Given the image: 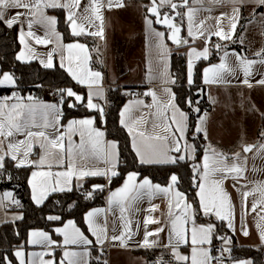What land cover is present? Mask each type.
I'll return each mask as SVG.
<instances>
[{"label":"snow or ice","instance_id":"snow-or-ice-1","mask_svg":"<svg viewBox=\"0 0 264 264\" xmlns=\"http://www.w3.org/2000/svg\"><path fill=\"white\" fill-rule=\"evenodd\" d=\"M82 0H0V24L8 29L14 26H21L18 30V40L23 45V49L16 56L21 63H31L33 59H38L45 69L54 68L53 56L59 50L61 52L60 67H65V57L63 50L66 48L69 53L66 70L71 77L88 89L87 97L78 94L71 88L58 89L60 101L57 104L44 103L37 97L21 96L18 92L11 97H0V175L7 172L6 161L14 162L16 168L36 167L38 169L47 167L48 171H34L32 173L33 199L39 205L49 193L71 192L73 191V179L76 187L83 188L86 178L100 177L111 182L113 177L119 175L117 171L120 164L119 145L115 141H105V132L95 127V118L73 119L66 125H61L63 118V104L69 98H74L68 102V107L77 108L83 106L88 110L97 112L103 117L104 108L96 101L105 100V90L103 87L104 76L100 71H94L88 67L90 59L87 46L81 43L63 45V37L56 30L57 19L47 14L48 9H64L66 11V22L71 29L73 36L90 35L106 40V19L104 9L111 11L113 8L121 9L126 7L125 0H89V3L81 8ZM253 4L256 7L264 8V0H150L147 11L155 20L145 17L148 28L155 38V49L157 62L164 64L162 75L166 78L165 83L175 84L167 71L168 57L171 54L166 40L165 32L157 31L152 27L153 23L162 24L168 29V37L177 48L184 47L188 40L181 36L182 26L187 21V36L195 42L203 37L205 42L211 41L212 36L218 37L220 41L238 42L241 45L245 42L247 26H242L244 32L233 41L237 27L241 19V7ZM231 5L229 12H221L219 16H213L214 6ZM170 12H164L163 9ZM23 11H20V10ZM184 9V11H180ZM12 10H16L12 12ZM207 12L208 15L200 18V13ZM253 18L248 20V25L257 23L261 29L260 34L264 36V12L257 14L253 11ZM177 17H180L177 22ZM208 20L215 23L207 25ZM27 26L25 31L23 25ZM39 25L44 31L43 38L33 31L34 26ZM95 28V30H91ZM32 39L37 44L47 45L55 43L56 48L45 57H40L29 43ZM219 51L222 48L220 43L214 45ZM223 47H226L224 45ZM73 49L79 50L73 64ZM208 47L198 50L191 48L188 55V83H193V69L195 62L199 59H208ZM259 59H249L240 53L233 52L229 59V52L225 51L221 57V62L207 68L204 72L203 82L211 84H230L232 79H239L238 73H242L244 79L242 83L249 88L253 87L249 77L256 75L260 79L256 84L264 85V48L255 53ZM259 65V67H257ZM152 68L149 67L148 79ZM17 78L14 73H0V87H17ZM40 87V85H37ZM168 99L162 101L155 91H148L145 95L151 96L152 103L144 104L142 100L133 102L141 108H155L151 128L145 127L147 121L144 115L135 118L131 115L132 105L126 106L121 112V125L125 127L132 137V149L141 165H178L180 162L190 158L196 160L198 147L188 140V114L181 111L176 104V96L171 88L163 89ZM215 103V101L213 100ZM198 104V101L196 102ZM189 107H193V101L188 100ZM193 111L201 114L199 107H194ZM169 112L171 113L169 115ZM199 123L194 128V133L202 134L203 139H208L209 114L203 112L198 116ZM63 129V130H62ZM79 136V142L73 139ZM264 137V131L260 133ZM24 136L25 139H17ZM39 145L42 155L38 160L30 159L34 145ZM256 149V157L264 160V143L257 145L242 144L241 151H234L231 154L219 151L216 147L208 144L202 156V162L193 163V187L198 188L199 204L193 207L188 202L186 194L178 190L180 177L176 174L170 176V183L166 187L153 182L145 177L139 179V174L132 172L128 174L127 181L120 189L113 191L109 196V205L119 208L117 219L122 221V230L117 231L113 225V234L110 236L107 220L98 222L100 209L91 211L86 215V223L91 236L90 239L74 222L69 221L65 227L56 228L54 231L61 236L62 241L53 240L51 235L44 231H33L30 243L40 245L44 251L33 252L31 259L26 258V253L21 245L14 249V252L0 253V264H14L12 256L17 264H91L89 259L91 251L95 246H99L101 254L104 252V245L128 247V242L139 231L137 223L136 230L131 227L132 220L127 215L137 209L138 202L144 196L149 198L155 195H163L169 201V211L167 226L169 227L168 242L161 244L159 234L165 231V227H159L148 231L145 228L143 239L137 241L139 247L151 249L156 247H166L171 250V254L178 264H224L223 253L231 254V247H223L221 256L214 257L211 252L213 237L221 239L224 244L231 245V236H219L216 232L215 223L197 224L196 217L203 213L208 217H215L221 222H226L233 235L236 233L235 208L232 204L229 193L224 188V181L231 178L236 183L233 184L241 192L243 200V211L245 216L250 213H257L259 220L256 224L259 231L261 243L264 244V180H249L247 184L238 187L239 182L245 179L248 171V156ZM243 153V154H242ZM101 164L103 166H101ZM53 166L60 171L53 172ZM254 172L264 171V168L252 166ZM10 178V177H9ZM139 181V182H138ZM252 184L254 187L248 188ZM105 185H93V191H104ZM245 189V190H241ZM93 191H85L86 198L93 196ZM259 193V199L248 208L247 199L250 195ZM5 196L13 199L19 206V201L12 198L11 193ZM0 205H3V198H0ZM157 207V206H153ZM23 219L22 216L16 217ZM47 219L58 221L59 216H49ZM158 219L149 216L145 220V225L159 224ZM242 235L247 237L249 231L246 223L240 227ZM156 237L155 239H150ZM118 242V245H117ZM181 245L191 246V255H182L179 251ZM75 246V247H73ZM61 248L62 259L57 262L55 259V249ZM45 256L51 257L44 259ZM95 259L99 260V257ZM107 264V261H104ZM157 264L164 262L157 261ZM236 264H253L252 260H240Z\"/></svg>","mask_w":264,"mask_h":264},{"label":"crops","instance_id":"crops-1","mask_svg":"<svg viewBox=\"0 0 264 264\" xmlns=\"http://www.w3.org/2000/svg\"><path fill=\"white\" fill-rule=\"evenodd\" d=\"M144 3V6L146 5V2L144 0H140ZM89 3V0H82L81 8H83L85 5ZM150 6V1L147 2ZM126 7L121 9L113 8L111 11H109L107 8L104 9V15L106 19V40H101L99 37H94L90 35H81V36H74L75 40L73 41H66L64 38L63 33L59 29V16L57 13V9H48L47 14L49 16H54L57 19V25L56 30L62 35L63 39L61 43L63 45H69V44H75V43H81L87 46L88 49V55L90 57L88 61V67L91 68L94 71H100L103 76V87L105 90V100L97 99L94 102L99 103L104 108V115L103 119H106L107 114V105H108V90L111 87H121L125 88L124 92L128 95V99L126 100L125 104L123 105L121 112L126 106L132 105V112L131 115L135 118H139L141 115H144L145 120L147 121V124L145 125L146 128L150 129L152 121L154 117L150 115V113L155 112V108L148 109V108H141L134 104L133 102L137 100H142L144 104H147L144 99L141 98H135L133 97L134 92L136 91H142L144 93H147L148 91L152 90L155 91L157 96L162 100L166 101L168 99V96L166 93H164L163 89L166 87L171 88L172 92L176 96V104L178 105L179 109L185 113L188 114V140L190 143H195L193 140L194 135H201L202 134H196L193 133L192 137L190 134V114L188 111H186L181 105L179 104L178 98H177V78L176 74L173 71L172 68V55L174 51L182 52L185 54L187 58V80H188V55L187 53L190 52L191 48H196L198 50H202L205 47H208L209 49V57L208 59H199L195 62V67L193 69V83L188 85H195L200 89L201 97L197 101L193 102V107H188L193 111L194 107H199L201 109V114L203 112H207L209 114V120H208V139H204V152L207 148L208 144H211L212 146L216 147L219 151L226 152L231 154L234 151H241V145L242 144H251V145H257L259 143H264V137H261L260 133L261 131H264V85H258L256 84V80L260 79L259 75L249 77V79L253 83V87L249 88L247 85H244L242 83V80L244 79L242 73H238L239 79H231L230 84H211L206 85L203 82V76L204 72L207 68L217 65L221 62V57L223 56L224 52H229L230 61L233 60V57L231 56V53L236 52L240 53L243 56L248 57L249 59H259L255 55L257 51H260L262 48H264V36L260 34L261 29L257 23H253L251 25H248V20L253 18V11L257 14L264 12V8L256 7L253 4H248L245 7H241V19L240 24L237 27L236 35L233 37V41H236L237 38L241 35L242 32H244V28L240 35L237 36L238 29L241 26L242 20H244V26H247V32L245 34V42L243 45L236 42V44L240 45L242 51L238 49H223L220 52V57L216 62H210L206 63L203 67L202 74L200 77V80L197 81L196 79V70L197 66L204 61H207L211 58L213 54V50L215 49L214 45L216 43H223L228 42L232 43V41H220L218 37L212 36L211 41L206 43L205 39L201 37L200 39H197L195 42L192 41L191 37L187 36V21L185 19L183 24V36L188 40V44L184 47L177 48L174 45L170 43V41L167 39L168 37V30L165 28H161L157 26L156 23H153L152 27L155 28L157 31H163L165 32V40L166 43L171 49V54L168 57V67L167 71L172 79L176 81L175 84H167L165 83V77L162 75L164 72V64L157 62V53L155 49V38L153 36V33L148 28V25L145 22V17L149 16V18L155 20V18L151 17L148 14L147 7L145 6L142 8L141 6L139 9H134L133 2H130V0H125ZM139 5V3L137 4ZM64 10V9H63ZM231 10V5L228 6H214V11L212 13L213 16H219L221 12H229ZM16 10H12V12H15ZM20 11H23L22 9ZM180 11H184V9H180ZM164 12H170L169 9L165 8L162 10V13ZM66 11L64 10V16L66 21ZM207 12L200 13V18H203L204 16H207ZM179 21V20H178ZM67 23V22H66ZM214 20H208L207 25L214 24ZM68 25V23H67ZM18 26V30L21 26ZM25 31H27L26 24L23 25ZM70 29V28H69ZM91 30H95V28H92ZM33 31H35L36 35L41 36L43 38L44 36V29L40 27L39 25H35ZM71 31V29H70ZM90 38L91 41H87L86 39ZM29 43L34 48L35 52L39 54L40 57H45L49 52H51L54 48H56L55 43H49L47 45L43 44H37L34 40L31 38L29 39ZM20 49L17 52V55L19 52H21L23 49V45L20 43ZM69 53L67 52L66 48L63 50V56L65 57L64 63L66 70L67 64H68V57ZM80 55L79 50L73 49L72 56H73V64H75L76 60L75 58ZM38 62V59H33L31 62ZM90 61L95 62V66H90ZM61 62V52L58 50L54 56H53V63L54 65H60ZM40 64V63H39ZM151 66L152 72L151 75L154 77L151 81L148 79L149 76V67ZM259 67V65H257ZM67 71V70H66ZM68 72V71H67ZM0 73H3L1 71V65H0ZM75 81V80H74ZM76 82V81H75ZM77 83V82H76ZM78 84V83H77ZM79 87L85 88L86 96L83 92H80L79 89L75 90L78 94H81L85 98L88 94V89L81 84H78ZM18 87V84H17ZM15 87L14 89H17ZM0 88H13V87H0ZM17 93V92H15ZM21 96H33L32 93H28L26 95H22L20 92H18ZM13 95V94H12ZM11 95V96H12ZM10 96V97H11ZM44 103L48 104H57L54 103L53 95L51 92H49L47 89L44 91L43 97H37ZM151 98V96H150ZM202 100H204L205 105L202 107ZM215 101V103L213 102ZM152 103V98H151ZM211 106L212 109L207 111L206 107ZM92 111V110H90ZM194 112V111H193ZM171 113L169 112V115ZM196 115V124L195 127L198 125L199 120L198 116L201 114ZM94 117L95 118V127L105 132V141H115L118 143L117 140L109 138L106 129L101 128L97 125V120L95 116H85V117H75L67 120L66 122L63 121V118L61 120V125H66L69 121L76 119H84ZM120 118L122 119L121 115ZM126 129V128H125ZM63 130V129H62ZM127 130V129H126ZM128 132V130H127ZM129 133V132H128ZM130 135V134H129ZM131 137V135H130ZM203 137V136H202ZM17 139H25L24 136H18ZM76 142H79V136L73 137ZM131 143H132V137H131ZM119 145V143H118ZM120 152V150H119ZM203 152V154H204ZM202 154V156H203ZM243 154V153H242ZM42 155V150L39 148V145H34L33 152L30 156V159L32 160H38L39 157ZM248 156V171L245 173V179H242L239 182L238 187L241 185L247 184L249 180H255V181H261L264 180V171L254 172L252 170L253 164L256 165L257 168H264V160H261L260 158L256 157V149H253L252 153L243 154ZM202 156L200 160L198 161L197 158L195 161H193L190 158H186V160H189L192 164L193 163H200L202 162ZM197 157V152H196ZM101 166H103L101 164ZM63 169H60L58 167L53 166L51 171L56 172ZM34 171H48L47 167L44 168H36V167H30V172L28 176V182L31 189V196L33 199L34 192L32 187V173ZM117 171L119 172V166ZM135 172L131 171L126 174L123 181L116 187L110 188V183L108 180H106L105 188H107V197L106 201L107 204L104 207H93L88 209L85 212L84 220L86 223V215L87 213L100 209L102 210L100 215L97 217L98 222H103L105 219L107 220V227L109 231V235L111 236L113 234V225L115 223L117 231L122 230V221H119L117 217L119 216V208L115 205L110 206L109 205V196L110 193L113 191H116L123 187V185L127 181L128 174ZM138 173V172H136ZM139 174V173H138ZM149 178L153 184H159L162 187L168 186L170 183V180L166 184H162L159 182L153 181L149 176H141L139 174V179L142 180L143 178ZM90 178V177H89ZM114 178V177H113ZM112 178V179H113ZM88 178L85 179V181ZM111 179V181H112ZM83 182V184L85 183ZM139 182V181H138ZM236 183L231 178L226 179L224 181V188L229 193L231 197L232 204L235 208V223H236V233L233 235L232 231L230 230L231 234L235 237V241L232 242L231 245L224 244V241H220L216 243L215 236L213 237L212 245L210 246L212 249V252L218 247V246H224V247H249V248H255V249H264V244L261 243L259 231L257 229V222L259 220V216L257 213L260 212V208H257V212L250 213L247 216H245V213L243 211V200L241 197V192L237 190V188L233 187V184ZM76 181L73 179V189L76 187ZM254 187V185L249 184L248 188L251 189ZM178 190L182 191L178 185ZM245 190V189H241ZM198 188L196 190L197 197H198ZM6 193H11L12 198L14 200L19 201V206L13 202V199H9L5 196ZM57 193V192H54ZM49 193L47 197L42 201V205L47 198L54 194ZM186 194V193H185ZM188 202L192 203L189 199L188 195L186 194ZM0 198H3V205H0V227L7 223H15L21 219H17L18 216H24L23 211L21 210V202L18 199L16 193L11 190L1 191L0 190ZM259 193H256L255 195H250L247 199V205L250 209L252 206V203L255 200H258ZM199 200V197H198ZM35 202V200L33 199ZM36 203V202H35ZM37 204V203H36ZM193 204V203H192ZM38 205V204H37ZM157 206V207H153ZM193 207L195 208L194 204ZM137 209L134 212H130L127 215L132 220L131 227L133 230H136L137 223L139 224V231L137 234L133 237L132 240L128 242V247H119V246H112L111 244H105L104 245V252L101 254L99 246H95L93 250L91 251V255L89 257L90 261L93 258V251H97V253H100V256L105 255L106 261L108 264H157V261H163L164 264H178L177 261L174 260L171 250L166 247H156L151 249H162L163 253L160 254L158 257H156L153 260H149L146 256L140 254L137 252V250L145 249L142 247H139L137 244V241H140L143 239L145 228H147L148 231L155 230L159 227H165V231L159 234V239L161 244H167L168 242V232L169 227L167 226V220H168V211H169V201L168 199L163 195H155L151 198L148 196H144L142 200L138 202ZM151 216L154 219H158L160 221L159 224H148L145 225V220ZM205 216V215H204ZM208 217V216H205ZM219 221L215 217H210L208 221L202 222L199 221L196 217L197 224H207V223H214V221ZM69 221H72L75 223V225L80 228L81 231L85 233L90 239L95 240L94 237L91 236L90 231L83 230V228L77 223L74 219H68L62 224L56 226V228L65 227ZM221 222V221H219ZM226 224V222H223ZM242 223H246L249 235L245 237L242 235L240 231V227ZM33 231H44L51 235L53 240L56 241H62V237L57 235L54 232H49L45 229H31L27 235L26 241L21 244L25 250L26 258L31 259L30 254L33 252H41L45 249L42 248L40 245H33L30 243V240L32 239L31 233ZM156 237H151L150 239H155ZM20 245V246H21ZM118 245V242H117ZM19 246V247H20ZM75 247V246H73ZM179 251L182 255H191V246L190 245H181L179 248ZM211 252V254H212ZM232 256V254H230ZM63 257V251L61 248L55 249V259L57 262H59ZM51 257L45 256L44 259H50ZM170 260L167 262V260ZM240 260H252L251 258H245V259H239V260H233L231 259L227 264H236V262ZM253 261V260H252ZM214 264V263H212ZM254 264V262H253Z\"/></svg>","mask_w":264,"mask_h":264},{"label":"trees","instance_id":"trees-1","mask_svg":"<svg viewBox=\"0 0 264 264\" xmlns=\"http://www.w3.org/2000/svg\"><path fill=\"white\" fill-rule=\"evenodd\" d=\"M148 2L149 0H144ZM59 16V29L64 35L66 41H73L75 37L71 34L69 26L65 21L64 10H56ZM180 20V17H178ZM244 20L238 29L237 36L243 30ZM87 41L92 39L87 38ZM222 48L217 51L213 50L211 58L207 61L201 62L197 66L196 79L200 80L203 67L206 63L216 62L220 57V52L223 49H238L242 51L240 45L236 42L220 43ZM226 45V47H223ZM20 42L18 40V26L8 29L3 24H0V65L2 72L14 73L17 78V89L14 88H0V97H10L15 92H20L22 95L32 93L35 97H43L44 91L49 88H65L72 87L79 89L86 96L85 88L79 87L71 75L60 65L54 68L45 69L38 62L21 63L16 59L17 52L20 49ZM172 68L176 71L177 78V98L181 107H183L190 114V134L194 133L196 124V115L188 107L187 99L191 92L187 90V58L182 52L174 51L172 55ZM40 85V87H37ZM125 88L111 87L108 90V105L106 119H103L100 114L95 111H90L83 106L73 109L67 104L63 105V121H67L75 117L95 116L97 125L106 129L109 138L117 140L120 150V164L119 175L114 177L110 183V188L118 186L126 174L135 171L141 176H149L153 181L166 184L170 180L172 174L180 177L179 187L184 191L195 207H198L199 200L197 197V187H193V170L192 163L189 160L180 162L178 165H141L138 163V158L132 149L131 137L125 127L121 125V109L128 99V95L124 92ZM194 102V99H192ZM205 105L202 100V107ZM201 142L194 139L198 147L197 160L199 161L204 152V139L201 135ZM7 172L0 175V190L14 191L21 202V210L24 213L23 219L15 223H7L0 227V253H8L11 255L14 249L23 244L29 231L31 229H45L49 232H54V228L68 219H74L85 230L84 215L85 212L93 207H104L107 204V188L104 191L91 190L92 185H104L105 178L90 177L88 178L83 188L75 187L71 192H57L50 195L42 205H37L31 196V189L28 182L30 167L16 168L14 162L6 161ZM10 177V178H9ZM93 191L91 198H86L84 189ZM93 189V188H92ZM49 216H59L58 221H51L47 219ZM210 217H205L202 212L197 216V219L202 222L208 221ZM214 221V219H212ZM217 225L216 232L219 236H231L232 241L235 237L231 234L226 224L219 221H214ZM216 243L222 241L215 237ZM138 253L146 256L149 260H153L163 253L162 249H141ZM99 257V260L95 259ZM251 258L254 264H264V249H255L249 247H235L232 250V259L239 260ZM14 264V256H12ZM106 256H100L97 251H93V258L91 264H104ZM108 264V263H107Z\"/></svg>","mask_w":264,"mask_h":264},{"label":"rangeland","instance_id":"rangeland-1","mask_svg":"<svg viewBox=\"0 0 264 264\" xmlns=\"http://www.w3.org/2000/svg\"><path fill=\"white\" fill-rule=\"evenodd\" d=\"M130 2H133L134 4V9H139V7L141 6L142 8H144L145 6L148 5V3L146 2V5L144 6V3L141 2L140 0H130ZM139 3V5H137ZM138 11V10H137ZM65 88H71L73 89L74 91L77 90L75 88H72V87H65ZM58 89H64V88H49L47 89L49 92H51V94L58 100L60 101V95H59V92H58ZM187 90H189V92H191V95L189 96V98L187 99V103H188V100L190 99L191 101H193L192 99H194V102L197 101L198 99H200L201 97V92H200V89L199 87L197 86V84L195 85H188L187 86ZM74 98H69L68 101H66L64 104H67L68 105V102L73 100ZM63 104V105H64ZM189 105V104H188ZM73 109H77V108H73ZM194 139H197L199 140V142L201 143V145L203 144V141L201 142V137L199 135H194L193 136ZM93 188V185L91 186ZM91 188V190H93ZM88 191V188H85L84 191ZM100 255V253H99Z\"/></svg>","mask_w":264,"mask_h":264},{"label":"built area","instance_id":"built-area-1","mask_svg":"<svg viewBox=\"0 0 264 264\" xmlns=\"http://www.w3.org/2000/svg\"><path fill=\"white\" fill-rule=\"evenodd\" d=\"M90 66H95V62L94 61H90ZM174 73L176 74V71H174ZM133 97L135 98H141V99H144L146 101L147 104H151V98L150 96L148 95H145L144 92L142 91H136L134 92L133 94ZM53 99L55 100L54 103H57L58 100L53 96ZM212 107L211 106H207L206 107V110L209 111L211 110ZM224 246H218L213 252H212V256L214 257H220L221 256V249L223 248ZM233 250V248H231ZM231 254H232V251H231ZM223 259H224V264H227L231 259H232V256H229L228 253H223ZM170 260L168 259L167 262H169ZM212 263L216 264V261L213 260Z\"/></svg>","mask_w":264,"mask_h":264},{"label":"water","instance_id":"water-1","mask_svg":"<svg viewBox=\"0 0 264 264\" xmlns=\"http://www.w3.org/2000/svg\"><path fill=\"white\" fill-rule=\"evenodd\" d=\"M150 1V0H149ZM149 14V13H148ZM163 14V13H162ZM150 15V14H149ZM153 18H155V17H153ZM177 22H179L178 21V17H177ZM157 26H159V27H161V28H165V29H167L166 28V26H164V25H162V24H157ZM168 30V29H167ZM181 36L183 37V38H185L184 36H183V26H182V31H181ZM170 41V40H169ZM170 43L172 44V45H174L175 47H177L175 44H173L171 41H170ZM181 48V47H180Z\"/></svg>","mask_w":264,"mask_h":264}]
</instances>
